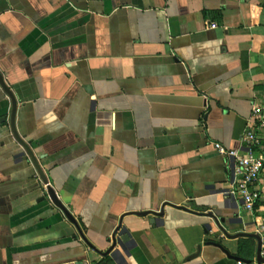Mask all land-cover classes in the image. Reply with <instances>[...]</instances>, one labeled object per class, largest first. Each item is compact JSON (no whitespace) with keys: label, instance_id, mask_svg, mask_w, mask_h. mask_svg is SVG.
<instances>
[{"label":"crops","instance_id":"obj_1","mask_svg":"<svg viewBox=\"0 0 264 264\" xmlns=\"http://www.w3.org/2000/svg\"><path fill=\"white\" fill-rule=\"evenodd\" d=\"M263 97L264 0H0V264L256 260Z\"/></svg>","mask_w":264,"mask_h":264},{"label":"built area","instance_id":"obj_2","mask_svg":"<svg viewBox=\"0 0 264 264\" xmlns=\"http://www.w3.org/2000/svg\"><path fill=\"white\" fill-rule=\"evenodd\" d=\"M264 97L253 106L249 127L242 137L245 154L228 150L215 144L219 153L235 160V179L229 194L240 197L244 209L253 213L255 207L264 201ZM260 236L259 256L251 262L237 264H264V221L258 226Z\"/></svg>","mask_w":264,"mask_h":264},{"label":"water","instance_id":"obj_3","mask_svg":"<svg viewBox=\"0 0 264 264\" xmlns=\"http://www.w3.org/2000/svg\"><path fill=\"white\" fill-rule=\"evenodd\" d=\"M130 239V235L126 232H122L121 238H120V245L123 246L125 243H127Z\"/></svg>","mask_w":264,"mask_h":264},{"label":"trees","instance_id":"obj_4","mask_svg":"<svg viewBox=\"0 0 264 264\" xmlns=\"http://www.w3.org/2000/svg\"><path fill=\"white\" fill-rule=\"evenodd\" d=\"M213 13L212 12H208V11H205L204 12V15L206 16V17H208V16H210V15H212Z\"/></svg>","mask_w":264,"mask_h":264}]
</instances>
